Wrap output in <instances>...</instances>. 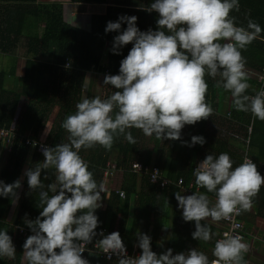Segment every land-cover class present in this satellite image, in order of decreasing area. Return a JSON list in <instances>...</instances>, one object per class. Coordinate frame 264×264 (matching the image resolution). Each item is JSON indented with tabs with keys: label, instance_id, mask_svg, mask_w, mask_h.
<instances>
[{
	"label": "clouds",
	"instance_id": "1",
	"mask_svg": "<svg viewBox=\"0 0 264 264\" xmlns=\"http://www.w3.org/2000/svg\"><path fill=\"white\" fill-rule=\"evenodd\" d=\"M234 9L239 11V0H154L143 10L158 13L155 31H140L136 16L122 15L116 22H107L106 33H120L113 38V53L119 54L120 48L132 44L127 56L120 61L119 74L97 73L103 76L104 85L118 91L103 100L96 96L77 103L75 114L61 123L69 134V142L54 147L43 142L48 146L42 148L43 162L24 172L29 189H41L39 203L43 206L34 221H26L34 233L23 244L26 264H89L82 253L97 235L102 239L97 240L95 246L107 254L108 259L115 255L118 264H210L212 259L209 261L205 253L195 248L175 255L169 248L158 255L151 249V237L142 233L138 243L133 244H138L141 253L131 257L119 232L97 233L99 220L94 212L102 206L101 193L112 183L102 181L98 185L80 151L96 145L110 150L114 138L121 135L128 143L135 144L136 140L128 131L132 128L142 130L146 136L154 135L160 141L181 139L185 125H194L213 114V108L205 100L206 75L215 80V88L231 93L237 112L250 113L253 122L264 121V90L258 91L264 87L259 80L264 76V69L257 77L256 94H245L250 84L245 71L246 59L241 53L260 37L262 29L252 19L248 20L246 28L237 26L236 18L230 16ZM122 23L127 27L121 32ZM64 67L70 68L69 62ZM89 71L96 73L94 69ZM184 143L189 147L203 145L205 139L192 136L190 143ZM109 162L116 164L119 170L116 179L119 174L123 179L117 163L109 159L106 166ZM42 169H54L55 182L47 186V191L43 190L45 185L40 179ZM194 176L198 188L215 194V202L203 193L182 196L176 192L175 199L182 209L183 220L194 222L192 238L203 242L213 236L211 229L202 224L203 220H222L224 230V220L248 211L264 185V177L251 159L245 157L243 163L233 168L227 153H220L218 157L208 154L202 162L199 160ZM116 183L115 186L121 187V183ZM20 186L19 179L11 184L0 181V196L18 199L15 190ZM247 251L248 245L242 242V237L226 231L223 238L215 242L212 252L215 259L211 264H244ZM0 257H16V249L6 230H0Z\"/></svg>",
	"mask_w": 264,
	"mask_h": 264
},
{
	"label": "trees",
	"instance_id": "2",
	"mask_svg": "<svg viewBox=\"0 0 264 264\" xmlns=\"http://www.w3.org/2000/svg\"><path fill=\"white\" fill-rule=\"evenodd\" d=\"M69 1L108 6L104 13L92 14L90 18L92 26L86 31L63 21L62 4L58 2L0 0V60L2 55L19 53L21 48L25 49L22 56L26 58L25 73L19 79L20 87L13 90L5 87L10 70L0 66V130L12 127L15 117L18 120L16 128L18 135L11 150L7 151L3 141L0 140V181L11 184L19 179L21 183L20 188L15 190L18 199L0 196V230H6L16 249L15 259L0 257V264H26L23 260V244L27 236L22 230L31 231L26 221H34L43 207L39 203L41 189L30 190L27 177L24 175L27 169H35L44 160L43 155L32 154L25 142L30 130L32 138L39 141L40 132L48 122L52 106L54 104L56 107L59 106V112L45 141L49 147H52L65 114L80 102L85 72L94 69L95 75L104 71H109L113 75L119 74L120 61L127 56L132 44L120 48L119 54L113 53L111 50L113 38L120 33L114 31L106 33L107 22H116L122 15H139L140 24L137 27L140 31L157 30L158 13L143 10L154 0ZM230 16L236 18L237 26L246 28L249 19L260 25L262 29L260 37L249 44L246 50H241V53L246 59L245 68L261 72L264 69V0H239V11L232 10ZM39 21H42L44 26L41 36L38 34ZM126 27V23H122L121 32ZM41 54L52 56L53 62L49 64L37 62L35 57ZM66 62H69L70 68H64ZM205 80L208 84L205 100L213 108V114L194 125H185L181 130V139L160 141L154 135L146 136L142 130L132 128L128 131H131L136 140L135 144L128 143L121 135L114 138L110 150L100 145L95 152L81 148L80 156L88 164V170L93 173L98 185L103 181V171L114 150L118 154L117 165L123 175L121 188L125 190L126 197L123 198L115 190H110L105 206L94 212L99 220L95 230L97 233L102 231L104 235H108L114 231L119 232L125 247L132 248L141 231L152 232L154 236L160 232L159 229L166 223L169 212L172 211L179 218L173 220L170 244L176 251L181 252L180 245L188 240L187 235L191 234L187 232L188 228L190 227L192 232L195 230L194 222H185L182 218V209L178 207L175 199V193L179 192L178 187L170 183L167 187L161 188L158 183L150 182L149 172L145 168L157 166L162 171L163 177L171 180L182 177L184 183L188 185L191 182L195 183L194 169L199 165V160L205 159L208 154L218 157L220 153H227L235 168L243 162L248 150L247 153L254 159L257 171L260 173L264 161V121L256 119L253 122L250 113L237 112L233 107L231 93L215 88V80L207 75ZM247 82L250 88L245 94L250 96L256 94L259 83L249 77ZM43 90L47 92L44 93ZM16 91L24 97L20 117H17L19 97L16 96ZM222 97L229 102V105L227 104L223 109L220 106ZM34 124L36 128L33 131L30 126ZM210 124L212 128L216 125L239 127L241 133L238 134L236 144L216 136L213 131L208 133ZM250 126L251 133H249ZM192 136L204 137L205 143L187 146L184 142L190 143ZM247 140L250 141L246 149ZM68 142L66 136L62 143ZM147 142H150L151 146L146 145ZM133 162H139L144 168V173L133 172ZM41 182L46 184L44 181ZM54 182L53 169L48 185ZM199 189L203 194L215 199L214 193H208L204 188ZM43 190L47 191V187ZM49 195L51 196L52 193L50 192ZM253 203L258 206V213L264 216V185L253 198ZM202 224L209 227L208 223L202 222ZM210 229L213 233L212 239L208 242H200L206 252L209 250L213 252L215 242L223 230L222 220L218 221L216 227L210 225ZM99 239L102 237L97 235L92 243L86 246L83 258L88 260L89 264H118V261L104 260L95 251V242ZM208 258L210 261L214 256Z\"/></svg>",
	"mask_w": 264,
	"mask_h": 264
},
{
	"label": "crops",
	"instance_id": "3",
	"mask_svg": "<svg viewBox=\"0 0 264 264\" xmlns=\"http://www.w3.org/2000/svg\"><path fill=\"white\" fill-rule=\"evenodd\" d=\"M41 3H53V2H58L60 4H62V11H63V21H65L67 24L82 29V30H86L89 31L90 30V26H92V23H90V18H92V14H98V13H104L107 10V6L108 5H99V4H90V3H74L71 2L69 0H38ZM137 17V21H136V26H138L140 24V16L136 15ZM44 26H43V22L39 21L38 22V34L39 36H41V33L43 32ZM12 55L15 58V62L13 63V61L11 62V66L6 67V64L8 61H10V59L8 58H4L3 62H2V67L4 68H8L10 70L8 77H11L10 79V83L6 84L5 87L6 88H11L12 90L15 89L16 87H20V78L24 75L25 73V65H26V58L23 57L22 55H20L19 53L17 54H9ZM37 62L42 63V64H49L53 62V58L52 56H47V55H39L37 57H35ZM23 61H25L24 66L23 65ZM245 71L247 73V76L249 78H252L254 80H256L257 82V77L259 75L254 74V71H250L247 68H245ZM254 77H252V74ZM260 74V73H259ZM100 74H98L97 76L94 73H90L87 72L84 75V81H83V85H82V91H81V96H80V102H82L83 99L88 98V99H92L96 96H99L102 100L108 98L109 94L111 95L114 91H116L117 89H115L113 86L111 85H104L103 84V80L104 78L102 77V84L103 85H95V80H97L98 76ZM101 76V75H100ZM16 82L17 85H14ZM7 83V80H6ZM15 91V90H14ZM105 94H104V92ZM17 94L16 96L19 97L18 100V109H17V117H20V114L22 112V107H23V103H24V99L21 96V93L19 91H16ZM44 93H46V90H43ZM56 100V99H55ZM226 104L229 105L228 100H225ZM225 101H222V104H225ZM55 103L58 102L56 101ZM220 106L223 108L224 105ZM73 108H70L71 111ZM59 112V106L56 107V105L54 104L52 106V112L50 113V120L48 122H54L55 118L57 116ZM18 124V123H17ZM211 125V124H210ZM208 125V133H210L211 129H212V125L210 126ZM17 126V125H16ZM216 128V126H214ZM213 127V128H214ZM31 129H33V131L36 128V125H32L30 126ZM239 128V127H238ZM237 128V131H240ZM61 132V131H60ZM60 132L57 133L53 143H52V147L58 145V141L60 140L59 135ZM46 132L44 130H42L40 132V141L46 143L45 141L47 140V137L49 136L50 131L47 132L46 135V140L43 141L42 137L44 136ZM241 132H238V134H240ZM67 135V134H66ZM69 135V134H68ZM67 135V137H68ZM26 137H31L32 138V134H31V130L30 133H28V135ZM66 137V136H65ZM64 137V138H65ZM63 138V139H64ZM146 138V137H145ZM239 138V135H238ZM151 144L150 142H147L146 145ZM247 144V143H246ZM246 144H244L246 146ZM243 145V146H244ZM98 146L96 145L93 148L89 149V152H95L98 150ZM117 158H118V154L116 153V151H112V156L109 159L114 160L117 163ZM204 159H200V161L202 162ZM264 163V161H263ZM45 170V172L43 173V171ZM53 169H42L41 170V174L42 176L40 177L41 181H44L45 184V188L47 187L49 181H50V175L52 173ZM47 177V179L45 178ZM43 183V182H42ZM108 187V186H107ZM118 188L121 187H117L115 186V184H109V188L106 190L105 189V193H101V205L105 206V204L107 203V200L110 196V190H115L117 191ZM202 193V192H201ZM210 201L213 202V198H210ZM215 202V200H214ZM214 204V203H213ZM101 206V207H102ZM210 206H212L210 204ZM100 207V208H101ZM175 218H179L178 216H176L172 211L169 212V215L167 217V221L166 223L161 227V229H159L160 232H157L155 234V236L153 235L152 232L150 233H143V231H141L142 234H146L148 236L151 237V249L152 251H154L155 253L162 254L163 252H165L167 249H172L173 255L180 253L178 251H176L173 246L170 244V241L172 239V232H173V223H174V219ZM242 221L246 224L247 226V235H246V239L244 241V243H246L248 245V251L244 254V264H264V216H261L258 213V206L252 202V207L244 212V214L242 215ZM203 223H208L209 224V228L210 225L216 227L218 225V222H214L211 220V218H207L205 220L202 221ZM152 222H150L151 224ZM185 226V224H184ZM188 233H192L190 227L187 230ZM139 233V234H141ZM139 234L137 235L136 239L134 242L138 243V237ZM187 237L190 238V235H187ZM181 252H187L189 249L195 248L197 251H201L203 253H205L208 257L212 255V250H209L208 252H206L204 249H202L201 244L200 246H197L195 244V242L193 244H191V241L186 240L184 242H182V244L180 245Z\"/></svg>",
	"mask_w": 264,
	"mask_h": 264
},
{
	"label": "built area",
	"instance_id": "4",
	"mask_svg": "<svg viewBox=\"0 0 264 264\" xmlns=\"http://www.w3.org/2000/svg\"><path fill=\"white\" fill-rule=\"evenodd\" d=\"M105 75H112L109 71H106L105 72ZM259 80L264 83V76H261L259 78ZM260 90H264V87H260ZM14 123L12 124V127L10 128H1L0 130V140L3 141V146L5 147V149L7 151H10L11 150V147L14 145L15 143V140H16V137H17V118L15 117L14 118ZM249 133H251V128H249ZM249 141L250 140H247V146H249ZM25 142L26 144L28 145L30 151L32 154L34 153H37L39 155H43L42 154V148L46 147L47 145L44 144L43 142H40V141H37V140H34L30 137L28 138H25ZM48 147V146H47ZM248 148V147H247ZM248 150L246 151V154L244 156L251 159L254 163V159L251 157V155H249L248 153ZM244 161V159H243ZM243 163V162H242ZM132 167L134 169L135 172H143V167L142 165L139 163V162H133L132 164ZM145 170H148L149 172V181L152 182V183H158L160 187H167L170 183L171 184H174L176 187H178V190L180 192V194L182 196H187V195H192L194 193H201V189H199L194 182H191L189 183L188 185L184 183V179H182V177H179L177 180H171L167 177H163L162 176V173L160 171V168L157 167V166H154L152 168H145ZM118 168L116 166V164L112 163V162H109L106 166V169L104 170V175H103V181L104 183H113L115 184L116 182V176L118 174ZM260 174L262 177H264V163L263 165L260 167ZM105 189L107 190L108 187H105ZM118 192L120 193V195L122 197H125L126 193L124 190L118 188L117 189ZM243 213V212H242ZM242 213L238 216H234L232 219L230 220H224V224H225V229L221 232V235L220 237L218 238L219 239H222L223 238V233L224 232H230L232 235L234 236H240L242 237V242L245 241L246 239V235H247V226L246 224L240 219V216L242 215ZM22 233H24L25 236H29V235H32L34 233H32L31 231H24L22 230ZM138 244L136 243L133 248L131 249H128L126 248V252H127V255L128 256H131V257H136L138 256L140 253H141V250L139 249V247L137 246ZM96 252L99 253V256L101 258H103L104 260H108V261H113V262H117L118 261V258L113 255L111 259H108L107 258V254H104L103 252H101L96 246ZM56 251H59V249H57ZM85 251H86V247H85ZM84 251V252H85ZM84 252L82 253V255L84 254ZM215 259L212 258V260ZM211 260V261H212ZM211 261H210V264H211Z\"/></svg>",
	"mask_w": 264,
	"mask_h": 264
},
{
	"label": "rangeland",
	"instance_id": "5",
	"mask_svg": "<svg viewBox=\"0 0 264 264\" xmlns=\"http://www.w3.org/2000/svg\"><path fill=\"white\" fill-rule=\"evenodd\" d=\"M24 51H25V49L24 48H21L20 50H19V54L20 55H23L24 54ZM4 58H8V59H10V61H8L7 62V64H6V67H9V66H11V62L13 61V63L16 61L15 60V58L12 56V55H2L1 56V60H0V66L2 65V62H3V59ZM24 64H25V61H23V65L22 66H24ZM2 68V67H1ZM65 68V67H64ZM252 74V73H251ZM254 74H255V76L256 75H259V72H255L254 71ZM97 76V75H96ZM102 75L100 76H98V78H97V80H95V85H103L102 84V82H101V80H102ZM252 77H254L253 76V74H252ZM10 79H11V77H7V83H6V81H5V85L6 84H9L10 83ZM104 92V91H103ZM104 94H105V92H104ZM22 98H24V97H22ZM226 99V98H225ZM225 99L222 97V101H225ZM221 101V102H222ZM221 105H224V104H222L221 103ZM226 101H225V107H226ZM224 108V107H223ZM222 108V109H223ZM76 107L74 108V109H72V111H71V109H69V111L65 114V116H64V118L62 119V121H64V119L67 117V116H69V115H72V114H75V112H76ZM50 120V118L48 119V121ZM60 120V119H59ZM58 120V121H59ZM62 121H61V123H62ZM52 127H53V123L52 122H47L46 123V125H45V128L43 129L46 133L44 134V136L42 137V140L43 141H45L46 140V135H47V132L48 131H51V129H52ZM236 130H237V128H233V127H231V126H229V127H227V126H219V125H216V128L214 127V128H212L211 129V131H213V134H215L216 136H219L220 138H224V139H226V140H228L231 144H236V142H237V139H238V135H237V133L238 132H240V131H237L236 132ZM61 131V132H60ZM58 132H60V135H59V138H60V140L57 142L58 144H60V143H62L63 141H64V137L65 136H67L68 135V133L66 132V130H64L62 127H61V124H60V129L58 130ZM67 134V135H66ZM64 138V139H63ZM150 146H151V144H149ZM241 150V149H240ZM121 181H122V177L120 176V174H119V177L117 178V183H116V185H118V184H120L121 183ZM192 234V233H191ZM190 234V238L188 237V240L189 241H191V244H193L194 242H195V244H197V246H200V242L201 241H198V240H194L193 238H192V235Z\"/></svg>",
	"mask_w": 264,
	"mask_h": 264
}]
</instances>
